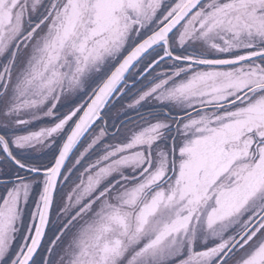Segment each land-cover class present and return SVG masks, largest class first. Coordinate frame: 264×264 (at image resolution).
<instances>
[{"label":"snow or ice","instance_id":"6c2138e0","mask_svg":"<svg viewBox=\"0 0 264 264\" xmlns=\"http://www.w3.org/2000/svg\"><path fill=\"white\" fill-rule=\"evenodd\" d=\"M0 264H264V0H0Z\"/></svg>","mask_w":264,"mask_h":264}]
</instances>
